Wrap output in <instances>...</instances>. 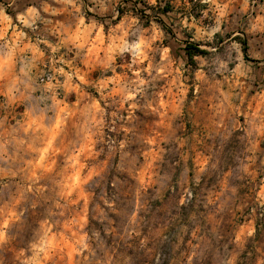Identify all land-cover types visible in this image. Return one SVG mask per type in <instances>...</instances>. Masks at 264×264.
Wrapping results in <instances>:
<instances>
[{"label": "rangeland", "instance_id": "obj_1", "mask_svg": "<svg viewBox=\"0 0 264 264\" xmlns=\"http://www.w3.org/2000/svg\"><path fill=\"white\" fill-rule=\"evenodd\" d=\"M0 28L35 59L0 69V264H264V0H0Z\"/></svg>", "mask_w": 264, "mask_h": 264}, {"label": "crops", "instance_id": "obj_2", "mask_svg": "<svg viewBox=\"0 0 264 264\" xmlns=\"http://www.w3.org/2000/svg\"><path fill=\"white\" fill-rule=\"evenodd\" d=\"M10 41H12L10 35H7V32H3L2 28H0V69L7 68L9 66L12 67L13 62H19L18 58L22 56V54H25L23 58H21V61L23 63L32 62L35 60L33 54L32 55L28 54L29 51L17 50L16 52H13L11 50H8L7 45L10 44ZM28 41L30 42V39H27V42Z\"/></svg>", "mask_w": 264, "mask_h": 264}, {"label": "trees", "instance_id": "obj_3", "mask_svg": "<svg viewBox=\"0 0 264 264\" xmlns=\"http://www.w3.org/2000/svg\"><path fill=\"white\" fill-rule=\"evenodd\" d=\"M169 7H170V5L168 3L165 4V6L162 9V13L167 14L169 11ZM184 53L187 57L188 62L193 64L195 57L204 55L206 52L197 48V46L195 44L187 41V42H185ZM27 217L29 218L30 216L28 215Z\"/></svg>", "mask_w": 264, "mask_h": 264}]
</instances>
